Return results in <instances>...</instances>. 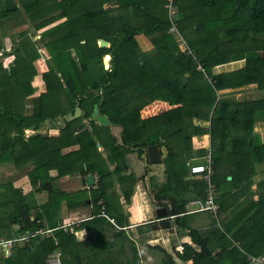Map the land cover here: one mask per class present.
<instances>
[{
    "label": "trees",
    "instance_id": "16d2710c",
    "mask_svg": "<svg viewBox=\"0 0 264 264\" xmlns=\"http://www.w3.org/2000/svg\"><path fill=\"white\" fill-rule=\"evenodd\" d=\"M165 4L0 0V173L15 172L0 182V264H49L51 254L59 264H140L145 255L155 264H260L251 258L264 257V0H176L172 21L193 55L169 33ZM42 58L44 73L34 67ZM244 93L257 97L233 98ZM156 102L169 108L143 119ZM76 107L80 116L65 122ZM94 107L107 125L91 118ZM150 145L163 150L154 164L165 177L149 180L150 194L175 238L172 255L146 244L140 257L125 209L138 179L121 174L128 154ZM207 154L215 210L199 211L207 185L189 167ZM88 175L97 177L88 191L55 185L75 176L87 186ZM82 201V217L61 215Z\"/></svg>",
    "mask_w": 264,
    "mask_h": 264
},
{
    "label": "crops",
    "instance_id": "0c3cea01",
    "mask_svg": "<svg viewBox=\"0 0 264 264\" xmlns=\"http://www.w3.org/2000/svg\"><path fill=\"white\" fill-rule=\"evenodd\" d=\"M25 28H26V26H24V27L22 26L21 28L14 29V30H12V34L14 33V31H17L19 29H25ZM12 34H10L8 32V35H12ZM143 39H145V38L140 36V35L135 37L137 45L139 47L143 45L147 51V50H149V47L147 46V44H145L143 42ZM5 41H6V45H8L9 39H6ZM105 60H106V58H105ZM156 104L161 105L160 107L158 106L157 110H155V108H154V106ZM151 107L154 108V110H151V112L149 113V114H151L150 115L151 117L156 115V113H158L157 111L159 108H160V110L163 109V111L167 110L169 108L167 106V104H165V103L156 102V103H153L152 105L145 107L142 110V112L146 108H151ZM146 118H149V117H146ZM46 128H47V126H46ZM53 130H56V129H53ZM53 130H51V131H53ZM51 131H49V133ZM51 136L55 137L56 133H54V135H51ZM202 140H199L198 144L200 147H205L206 146V138H203ZM96 147L99 151H101V147L99 144H96ZM159 151H160V160H161L163 150L161 148H159ZM132 155H135L136 158L133 157L132 161L129 162V159ZM136 159H137V161H136ZM138 161H140V164H138ZM128 162H129V164H128ZM126 165H127V168L125 169V171L121 175L122 176L132 175V176H134L135 179H138V181L135 185V188H134L133 196L131 199V204L125 208L127 210V212L129 213V218H128L129 227L126 228V232L132 234L133 238H135V240H137L136 246L140 247L138 250L141 252V254H145L143 252L144 245H146V244L151 245V244L146 242L145 244L141 245L140 241H147L148 239H143V238L145 236H148V238H149L152 234V236L158 237L155 239L156 245L162 247L166 251V253H168L169 255H172L171 254L172 251L170 250V248H171L170 245H171V237L173 236L174 233H171L170 229L168 228L170 223L167 227H161L160 226L161 221H163L165 219L156 217L155 210H157V208L154 206L152 195L150 194V181L149 180L154 179L153 182H155L156 184H160L165 179V177L163 175L162 167L161 166L159 167L158 165H155V164L152 165V163H149V161L147 160L146 151L142 157H139L136 153L128 154L127 159H126ZM1 168H4V167H1ZM14 173L10 171V173H8L7 176H5L4 173L3 174L0 173V182L3 183L5 181L4 179H9L10 175L14 174ZM49 176L53 177L54 172H51ZM92 176H94V180L96 183L97 177L95 175H92ZM118 177H119V175L118 176H112L111 179H118ZM258 178H259V175L256 179H258ZM11 179H25V176L24 175L23 176H17V177L11 178ZM85 179H86V177H85ZM191 179H194L195 181L199 180V178L196 176L191 177ZM22 181L23 180H20V183ZM55 185H57L59 187L60 191H62V192H70V191H77V190H84V189L88 191V188H92V187L85 186V183L82 182L80 177H75V178H71V179L64 180V181L61 180V182H59V183L56 182ZM114 187L116 189L115 192H117V194H118V195H115V198H117V199L119 198L120 202H122V197L120 196V192L118 191V184L115 183ZM85 205H86L85 201L78 203L76 205V207H74V204L71 203L72 207L70 209H69V207H70L69 205L68 206L62 205L61 206V210H62L61 215L65 219H69L70 217H75V216H78V218H80L86 213V210H85L86 206ZM145 215H148V218H145ZM145 224H149V226L151 228L150 230L155 231L154 234L150 233V232L140 233L141 229H143L145 227V226H141V225H145ZM154 225H156L157 228H153ZM83 232L84 231H80L78 233H83ZM182 241L189 243L187 238H184ZM179 244H180V241H177L175 243V251H178L177 248L179 247ZM148 257L150 258L151 256H148Z\"/></svg>",
    "mask_w": 264,
    "mask_h": 264
},
{
    "label": "built area",
    "instance_id": "2783aa9c",
    "mask_svg": "<svg viewBox=\"0 0 264 264\" xmlns=\"http://www.w3.org/2000/svg\"><path fill=\"white\" fill-rule=\"evenodd\" d=\"M175 2H176V0H166V4L164 6L166 11H167L168 20L170 22L169 33L176 36V38L178 39V42L181 45V48L184 50V52L186 54L193 55L192 52L189 50L188 46L185 44V41L179 35V32L177 30V24L174 21H172V17L177 12V9L175 7ZM193 61H195V57H193ZM198 69H200V67H198ZM209 156H210L209 154L206 155V163L205 164H203V165L202 164H195V165H191L189 167L190 174L200 178L207 185V187L205 189V192L207 195L206 206L205 207L201 206V209H199V211H201V210L214 211L215 210V207L212 204L213 203V191L211 188L210 179H211V176L213 174V171H212V166H211L212 162H211ZM194 204H198V202L196 201ZM110 221L112 222V220H110ZM177 249H178V251H181L180 247H178ZM50 256H52V257H50ZM58 257H59L58 254H54V255L51 254L48 256L47 262L49 264H59V258ZM251 262L264 264V257L263 258L262 257L257 258V259L251 258Z\"/></svg>",
    "mask_w": 264,
    "mask_h": 264
},
{
    "label": "water",
    "instance_id": "95a60500",
    "mask_svg": "<svg viewBox=\"0 0 264 264\" xmlns=\"http://www.w3.org/2000/svg\"><path fill=\"white\" fill-rule=\"evenodd\" d=\"M98 45L100 47H107L109 44L107 42L99 40L98 41ZM106 57L108 58L107 61L105 60ZM103 61L107 62V64L105 65V68H107V65H108V62H109V56H104L103 57ZM80 114H81V110L78 107H76L74 109V112L73 113H68L67 115H65L63 117V120L65 122L73 121V120L77 119L80 116ZM91 118L93 120H95L96 122H98L100 125H107L108 124V121H107L106 117L100 116L98 114V111H97L96 107L93 108V111L91 113ZM145 151H146L147 160L149 161V163L154 164V163H158L160 161V151H159V148H158L157 145H150V146H148L146 148ZM228 179H230V178H228ZM85 180H86V185L88 187L94 186V184H95L94 176L88 175V176H86ZM165 214L166 213H165V210L163 208L155 210V215H156L157 218H164ZM168 225H169V222H168L167 219L161 221V224H160L161 227H167ZM153 228H157V226L154 225Z\"/></svg>",
    "mask_w": 264,
    "mask_h": 264
},
{
    "label": "rangeland",
    "instance_id": "374dc122",
    "mask_svg": "<svg viewBox=\"0 0 264 264\" xmlns=\"http://www.w3.org/2000/svg\"><path fill=\"white\" fill-rule=\"evenodd\" d=\"M28 26V25H27ZM27 28H25L24 30H26ZM21 30H23V29H19V31H21ZM23 30V31H24ZM19 31H17V32H19ZM16 31H14V33H15ZM9 33L10 34H12V29H10L9 30ZM140 36H142V35H140ZM143 37V36H142ZM36 39H37V37H36ZM147 41V42H146ZM185 41V40H184ZM143 42L145 43V44H147V46L149 47V49H151V45H150V43H149V41L146 39H143ZM186 43V42H185ZM147 47V48H148ZM141 50H143V51H146V48L142 45V46H140L139 47ZM145 49V50H144ZM8 61H10V58H8L6 61H5V65L8 63ZM41 64L39 63V64H37L38 62H35L34 63V67H36L35 69H38L39 71H40V73H44V72H46V66H45V59L44 58H42L41 60ZM44 62V63H43ZM103 63H104V65H106L107 64V62L106 61H103ZM109 63V62H108ZM39 67H41V69H39ZM257 97V94L256 93H244V94H240V95H238V94H236L235 95V97H233L235 100H238V101H240V100H250V99H254V98H256ZM161 106V105H160ZM159 106V107H160ZM161 111H163V109H161L160 110V108L158 109V113L159 112H161ZM140 114H141V116L144 118V119H146V117H151L150 115L151 114H149L148 113V115L146 116V115H144L142 112H140ZM157 114V113H156ZM54 133H56L57 134V131L56 130H53V131H51L50 133H49V135H54ZM200 140L202 139V138H199ZM199 139L197 138V140H194V143H196L198 146H199ZM203 141V140H202ZM206 143H207V140H206ZM133 157H135L136 158V156L135 155H132L131 157H130V159H129V162L130 161H132V158ZM134 161V160H133ZM136 161H137V159H136ZM129 162H128V164H129ZM138 164H140V161H138ZM160 167V166H159ZM72 178H75V176L74 177H72ZM77 218H78V216H76ZM145 218H148V215H145ZM75 221H79V220H75ZM145 229H147V227H144ZM144 229V230H145ZM151 229V228H150ZM154 232L155 231H150V233H153L154 234ZM77 235V238L79 239V240H83L84 238H85V233L83 232V233H77L76 234ZM156 238H158V237H156V236H152V234H151V236L148 238V236H145L143 239H148L147 241H140L141 242V245H143V244H145L146 242H148V243H150L151 245H156V242H155V239ZM174 235L171 237V241L172 240H174ZM133 239H135V238H133ZM161 245V244H160ZM138 247V249L140 248L139 246H137ZM141 250V249H140ZM142 251V250H141ZM143 252H144V250H143ZM54 255V254H53ZM139 255H140V257H141V252L139 251ZM50 257H52V256H50ZM49 257V258H50ZM145 257H146V259L145 260H141L140 261V264H155L154 263V259L152 258V257H148V255H145ZM180 264V263H179Z\"/></svg>",
    "mask_w": 264,
    "mask_h": 264
},
{
    "label": "bare ground",
    "instance_id": "6f19581e",
    "mask_svg": "<svg viewBox=\"0 0 264 264\" xmlns=\"http://www.w3.org/2000/svg\"><path fill=\"white\" fill-rule=\"evenodd\" d=\"M106 60H108V58L106 57ZM60 260V259H59Z\"/></svg>",
    "mask_w": 264,
    "mask_h": 264
}]
</instances>
